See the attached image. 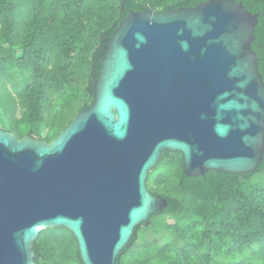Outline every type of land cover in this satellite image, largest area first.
<instances>
[{
    "label": "water",
    "instance_id": "95a60500",
    "mask_svg": "<svg viewBox=\"0 0 264 264\" xmlns=\"http://www.w3.org/2000/svg\"><path fill=\"white\" fill-rule=\"evenodd\" d=\"M259 14L235 0L131 12L105 46L94 103L51 143L0 126V264H35L48 229L82 264H117L168 207L148 188L163 154L187 177L248 175L264 160Z\"/></svg>",
    "mask_w": 264,
    "mask_h": 264
},
{
    "label": "trees",
    "instance_id": "16d2710c",
    "mask_svg": "<svg viewBox=\"0 0 264 264\" xmlns=\"http://www.w3.org/2000/svg\"><path fill=\"white\" fill-rule=\"evenodd\" d=\"M208 1L0 0V121L9 123V128L3 129L22 139L24 136L18 132L22 125L49 127L53 124L49 114L54 111V97L67 96L71 90L70 70L76 58L72 57L73 53L79 56L76 59L79 64L82 63V55L89 64L85 91L92 100L84 103L81 112L91 108L94 103L93 86L100 75L99 66L105 56V46L121 21L131 12L194 8ZM235 1L243 3L249 12L259 14L252 49L259 58L264 80V0ZM92 27H97L95 41L89 35ZM17 50L21 51L19 57L15 56ZM12 68L20 72L24 85L18 99L8 87L13 82L10 77ZM18 106L23 108L21 118L16 116ZM72 122L70 120L66 127ZM38 139L52 142L47 138ZM175 155L177 158L173 166L178 179L177 187L173 193L166 194L149 189L168 201L165 211L154 215L150 222L161 215L180 219L190 211L191 206L201 204L204 214L202 240L207 243L209 253L194 257L196 247L189 242L186 243L187 250L181 249L176 254L174 264H206L214 261L212 253L219 252L221 248L227 249L226 256L229 257L254 245L258 246L257 251L236 264H264V160L257 172L248 175L210 171L203 177L190 178L183 171L182 155L175 153L170 158ZM255 176L261 180L251 184L247 193L242 192L239 180L247 183ZM165 180L163 175H157L152 183L160 187ZM208 208L212 209L210 216L206 213ZM169 228L178 232L183 240L188 239L189 227L181 231L176 222ZM136 233L137 230L131 245L137 242ZM215 237L219 243L214 242ZM34 247L35 264H82L77 241L64 228L42 231ZM130 250L128 247L121 253L117 264H127L124 258ZM168 253V247L160 251L163 258H168ZM132 264L148 263L134 260Z\"/></svg>",
    "mask_w": 264,
    "mask_h": 264
},
{
    "label": "rangeland",
    "instance_id": "374dc122",
    "mask_svg": "<svg viewBox=\"0 0 264 264\" xmlns=\"http://www.w3.org/2000/svg\"><path fill=\"white\" fill-rule=\"evenodd\" d=\"M162 10V8H160ZM97 27H92L89 29V35H91V39H95V31ZM96 40V39H95ZM94 40V41H95ZM15 56H21V51H15ZM72 57H76L73 60V65L70 70V78H71V90L67 96H55L54 97V111L49 114V118L53 121L51 126H27L22 125L19 127V133L26 136H34L35 138L42 137L54 141L61 132L66 128V125L71 120V122L76 119V117L80 114L81 109L84 103H90L91 98L87 95L85 88L87 86V79L89 74V64L88 61L83 59L84 55L80 56L82 58V63L76 61L79 57L77 54L73 53ZM11 79L12 83H9L8 87L12 93V95L18 99V94L23 90V83L21 82V74L16 68H12L11 70ZM23 112V108H17L16 116L17 118H21ZM7 121L5 118H3ZM0 126L2 128L8 129L9 123L0 121ZM15 134V133H14ZM17 137H19L16 134ZM175 154V153H174ZM173 155L171 153L164 154L158 166L150 173L148 178V188L153 189L154 191L166 194L173 193L177 187L178 179L175 176V170L173 163H175L177 155L175 157L170 158ZM163 161V162H162ZM157 175H163L166 180L165 183L156 187L152 181L153 178ZM261 179L259 176L253 177L251 182L245 183L244 180L240 179V190L242 192L247 193L249 191L251 184H255L257 181ZM181 194L180 196H182ZM201 204L198 206H191V209L188 213L183 215L180 219L172 217V216H158L148 225H144L137 229V242L130 246V251L125 256L124 260L127 264H132L134 260L146 261L148 264H174L176 261L177 253L181 249H188L186 243H192L195 245V253L194 257H198V254H204L208 252L207 243L202 240V215L203 210L201 209ZM207 215L210 216L212 214V209L208 208L206 211ZM178 222L179 230L183 231L184 228L189 227L190 231L187 233V240H183L180 237V234L175 230H171L169 226L174 225ZM192 224V227L190 226ZM215 243H219V241L214 238ZM165 247H168L169 253L167 255L168 258H163L160 255V251H163ZM258 246L254 245L250 248H245L242 253L231 254L229 257L227 255V249L221 248L219 252L214 251L212 253L214 257V261H208L206 264H230V263H239L244 257H250L255 251H257ZM209 253V252H208ZM207 254V253H206Z\"/></svg>",
    "mask_w": 264,
    "mask_h": 264
}]
</instances>
